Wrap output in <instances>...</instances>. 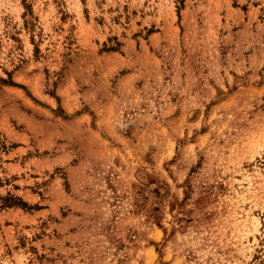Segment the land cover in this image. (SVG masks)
I'll return each instance as SVG.
<instances>
[{
    "label": "rangeland",
    "instance_id": "1",
    "mask_svg": "<svg viewBox=\"0 0 264 264\" xmlns=\"http://www.w3.org/2000/svg\"><path fill=\"white\" fill-rule=\"evenodd\" d=\"M0 264H264V0H0Z\"/></svg>",
    "mask_w": 264,
    "mask_h": 264
},
{
    "label": "trees",
    "instance_id": "2",
    "mask_svg": "<svg viewBox=\"0 0 264 264\" xmlns=\"http://www.w3.org/2000/svg\"><path fill=\"white\" fill-rule=\"evenodd\" d=\"M22 206H26V203L25 202H21Z\"/></svg>",
    "mask_w": 264,
    "mask_h": 264
}]
</instances>
